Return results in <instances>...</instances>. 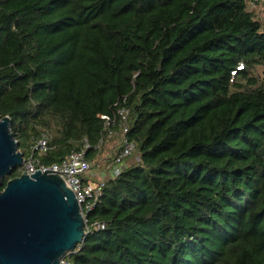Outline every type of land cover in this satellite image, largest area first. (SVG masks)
I'll use <instances>...</instances> for the list:
<instances>
[{"label":"trees","instance_id":"obj_1","mask_svg":"<svg viewBox=\"0 0 264 264\" xmlns=\"http://www.w3.org/2000/svg\"><path fill=\"white\" fill-rule=\"evenodd\" d=\"M251 2L0 0V118L23 157L46 132L42 164L86 140L94 167L97 116L126 99L139 161L106 181L86 215L104 229L67 261L264 264V23Z\"/></svg>","mask_w":264,"mask_h":264},{"label":"water","instance_id":"obj_2","mask_svg":"<svg viewBox=\"0 0 264 264\" xmlns=\"http://www.w3.org/2000/svg\"><path fill=\"white\" fill-rule=\"evenodd\" d=\"M22 162L10 119L0 118V186ZM49 172H23L0 191V264H59L84 240L73 193Z\"/></svg>","mask_w":264,"mask_h":264},{"label":"built area","instance_id":"obj_3","mask_svg":"<svg viewBox=\"0 0 264 264\" xmlns=\"http://www.w3.org/2000/svg\"><path fill=\"white\" fill-rule=\"evenodd\" d=\"M263 2L264 0H252L250 7L255 8ZM125 100L123 98L117 101L111 114L97 116L102 122V133L96 148L102 147L105 140H113L112 142L116 144L114 147H119L120 149L118 155L108 164L110 172L108 171L105 177H99V179L91 181L92 165L86 159V153L90 147L86 140H84L81 150L72 151L65 155L60 163L48 166L42 164L40 159L49 151L50 137L46 132H41L33 140L27 156L23 157L22 165L18 168L20 175L25 172L27 176L33 175L35 171L40 173L51 171L48 174L57 175L64 182L78 203L79 211L84 221L85 236L93 231L104 229V225L100 223L87 225L86 215L102 196L106 181L115 179L126 166L124 159L132 156L135 152L134 144L126 137L129 112L124 106ZM109 154L112 155L111 153ZM135 161L138 162L139 158L136 157ZM59 264L72 263L63 257Z\"/></svg>","mask_w":264,"mask_h":264},{"label":"rangeland","instance_id":"obj_4","mask_svg":"<svg viewBox=\"0 0 264 264\" xmlns=\"http://www.w3.org/2000/svg\"><path fill=\"white\" fill-rule=\"evenodd\" d=\"M256 11L264 23V2L262 4L256 6ZM112 141L113 140H111V141L105 140L104 141V143L102 145L101 153H100V155L96 161V164L94 167L92 166L93 170H92L91 181H95V180L99 179V176L96 175L97 174L96 172H98V173L101 172L103 174H107L108 171L110 172V169H108V164L110 163L108 161V156H110V155L108 153V148L106 149L105 147ZM119 150H120L119 147L116 148L114 154H117L119 152ZM132 157H133V159H131ZM136 157H138L137 153H135L134 156H131L129 158L124 159V162L125 161H129V162L132 161V163H134V158H136Z\"/></svg>","mask_w":264,"mask_h":264},{"label":"crops","instance_id":"obj_5","mask_svg":"<svg viewBox=\"0 0 264 264\" xmlns=\"http://www.w3.org/2000/svg\"><path fill=\"white\" fill-rule=\"evenodd\" d=\"M116 144H114L113 142H110L105 148L107 149L108 148V153H112V151H113V153L115 152V148H114V146H115ZM114 148V149H113ZM129 163V161H125V165L127 166V164ZM93 170V169H92ZM97 174V176H99V177H105V174H103V173H98V172H96Z\"/></svg>","mask_w":264,"mask_h":264}]
</instances>
